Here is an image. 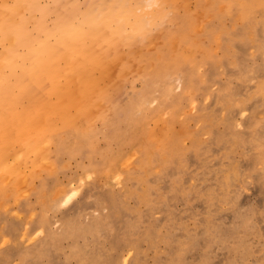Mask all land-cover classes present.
I'll use <instances>...</instances> for the list:
<instances>
[{
	"label": "rangeland",
	"instance_id": "obj_1",
	"mask_svg": "<svg viewBox=\"0 0 264 264\" xmlns=\"http://www.w3.org/2000/svg\"><path fill=\"white\" fill-rule=\"evenodd\" d=\"M179 1L131 52L120 43L130 56L109 50L95 112L40 140L35 163L12 131L0 140V264H264V0ZM159 57L175 71L158 77Z\"/></svg>",
	"mask_w": 264,
	"mask_h": 264
},
{
	"label": "bare ground",
	"instance_id": "obj_2",
	"mask_svg": "<svg viewBox=\"0 0 264 264\" xmlns=\"http://www.w3.org/2000/svg\"><path fill=\"white\" fill-rule=\"evenodd\" d=\"M178 1L179 0H150V2L148 0H86V3H84L85 5L83 4L84 8L77 9L74 0H0V123L2 124L0 126V140L2 139V143L6 137L5 135H7L8 132L11 134L10 131H12V134H14L12 140L18 143L16 144V148L18 147L20 149L22 147L20 151L24 152L21 155L19 151V158L20 156L24 157V162L28 164L29 162H32V164L35 163L41 154L37 151L40 148L38 147L40 140L58 138V131L69 130L76 119H88L91 117L89 116L90 111L95 110H91V105H93L94 102L92 97L95 94L93 92H97L98 90L101 94L103 92L102 85L104 84L103 80L102 84L100 83L99 78L94 75L93 70L103 67V60L107 53L110 52L109 50L113 49L116 54L123 56L131 52L129 47L135 42H145L146 34L149 29L153 31L154 29L151 30V28L156 26L159 20L171 15V9L176 8V3ZM50 14L53 16H51L49 20L48 16ZM182 25H184V22ZM185 26L186 25H184V27ZM151 37L153 38L154 36ZM151 37L150 40L152 39ZM156 38H159V36H156L155 40ZM120 43L125 48L129 49L127 53H125L126 49H123L125 52L120 50ZM187 44L188 42L185 39H180L177 51H174L175 56L173 57V61L176 63L175 66H177V70H183L186 67L185 63L183 64L182 62L184 59H192L187 52L189 49ZM183 48L185 50H183ZM150 49H152V47ZM137 50L138 49H136V51ZM202 52L204 53V51ZM110 53H112V51ZM127 55L130 56V54ZM122 58L124 59V57ZM115 59L122 60L118 59V57ZM158 60L156 61V64L159 62L158 77L162 74L161 68H163L166 73H168L167 71H175L170 70V67L173 65L169 58L159 57ZM114 71L112 73H114ZM111 75H109V78ZM101 76L102 75H100V77ZM170 87L169 84H166L162 89L160 106L165 105L166 97L172 96ZM106 92L108 91H105V93ZM109 97H107V100ZM144 97L146 100L148 95ZM107 104L108 103H105L103 106H108L109 104ZM99 105L102 106V104ZM99 105L98 107H100ZM141 107H144V105ZM100 109L103 110V108H99V110ZM141 109L142 108H140L139 111ZM96 110V112H98V109ZM91 121L90 119L89 122ZM81 123H83V121ZM84 126L83 124L82 129H84ZM86 128L87 127H85V129ZM164 133H166V137L168 133L165 131ZM5 141V143H8V145L6 144V150L10 143L13 146L15 145L13 144L14 142L7 141V139H5ZM54 142L55 141H52V143ZM19 144L21 146H19ZM148 148H151V144ZM6 150H0V168L3 167L5 171L7 170L6 167H9L5 166L6 163H4V158L8 156V153L5 152ZM8 151L11 155L13 154L11 149H8ZM31 154H35L34 157L38 154L39 157L35 158V160H33L32 157L29 158V160L28 156ZM14 156L15 155H12L13 158L10 157L14 159ZM22 159L23 158L20 160L22 161ZM15 161H17V159ZM17 163L20 162L18 161ZM21 164L23 163L21 162ZM53 165L51 167H53ZM25 167L26 165L24 167L22 166V168ZM17 168L18 167H11L10 170L11 173L14 174H12L13 176L18 175L19 177L20 172ZM39 168H42V164ZM33 171L30 170L29 173L31 174ZM24 175L25 174L21 176L23 177ZM21 176L19 179H21ZM9 177H7V179ZM10 180L12 179L9 178L8 181ZM27 180L28 178L25 181ZM16 181L15 183H18ZM73 193L74 191H69L67 193L65 196L66 202L69 201ZM112 201L111 199V202ZM107 218L108 217H106V219ZM100 221L101 220H99V222Z\"/></svg>",
	"mask_w": 264,
	"mask_h": 264
}]
</instances>
